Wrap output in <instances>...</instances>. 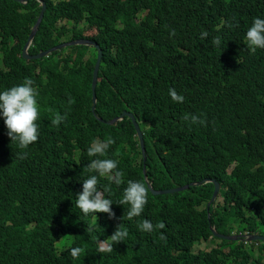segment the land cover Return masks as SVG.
<instances>
[{
  "label": "trees",
  "instance_id": "trees-1",
  "mask_svg": "<svg viewBox=\"0 0 264 264\" xmlns=\"http://www.w3.org/2000/svg\"><path fill=\"white\" fill-rule=\"evenodd\" d=\"M42 1L27 55L70 40L98 44L97 102L92 111L98 51L74 45L24 59L42 7L38 0H0V92L30 77L41 109L40 138L24 150L26 159L17 157L0 116V264H264V245L241 240L246 232L264 236V49L252 53L245 43L253 18H264V0ZM216 36L219 47L212 45ZM169 88L184 102H173ZM125 111L139 125L144 156L129 118L107 123ZM57 113L67 116L58 128L51 124ZM185 114L206 126H189ZM109 137L115 143L104 158L119 161L125 183L111 185L115 217L97 213L93 227L75 197L88 175V147ZM142 179L155 191L189 188L149 192L142 216L122 219L128 206L115 202L128 180ZM205 180L220 185L208 210L214 184L191 186ZM108 183L100 178L101 186ZM142 219L166 227L145 233L137 227ZM120 224L128 238L111 253L99 252L98 241ZM212 230L240 235L228 241ZM71 236L84 250L79 259L70 255ZM202 244L207 248L195 251Z\"/></svg>",
  "mask_w": 264,
  "mask_h": 264
},
{
  "label": "clouds",
  "instance_id": "clouds-1",
  "mask_svg": "<svg viewBox=\"0 0 264 264\" xmlns=\"http://www.w3.org/2000/svg\"><path fill=\"white\" fill-rule=\"evenodd\" d=\"M226 24L230 28L238 26L233 25V23L229 21H226ZM172 35H175V33L173 32ZM208 35V32L205 31L201 34L200 38L205 39ZM67 42L75 41L70 40ZM67 42H62L61 44ZM245 43L247 49L252 53H255L258 49H264V18H253L252 24L246 32ZM212 45L214 47H219L221 45V38L219 36L214 37ZM34 84V80L30 77H26L22 83L0 92V116H2L4 125L7 128V135L11 144H15L20 150L16 154L19 159L27 158L28 153L24 150L28 149L30 145L37 143L41 134V109L38 102L39 91ZM168 94L173 102L183 103L185 100V97L178 94L175 88H169ZM72 102L71 97H69V103L71 104ZM66 118V115L57 113L51 120V124L58 128ZM182 120L188 123L189 126L193 124L206 126V120L195 114H185ZM114 143L115 141L111 137L107 140L94 139L87 149V156L91 159L84 167V171L88 173V175L83 179L82 191L77 193L75 197V206L84 216H92L94 218L93 227L96 225L97 213L107 214L109 218L115 217V213L112 210L114 201L109 198L112 195L111 185L115 184L119 187L125 183L124 172L119 169V161L113 158H104L107 157L108 151ZM100 178H105L109 183L101 186ZM206 181L208 180L200 184H205ZM149 192L150 188L146 180H128L126 182V187L123 189L122 197L115 202L119 205L128 206L127 212L122 219L126 216L128 221H132L134 218L141 217L149 202ZM105 194H107V196ZM217 199L218 198H216V200ZM216 200L213 203H215ZM137 227L140 231L151 234L164 229L166 225L163 222H158L154 225L150 220L142 219L137 222ZM231 235L239 237L240 234ZM128 236V230L120 224L110 237L103 241H98V251L101 253H111L114 251V245L124 242ZM253 236L264 237L246 232L242 235V245L251 244L252 242L264 245V241H251L250 238ZM159 239L166 241L167 237L163 232H160ZM75 241L76 239L71 236L69 242V246L72 247L70 249V255L74 260L79 259L84 252L81 247H73Z\"/></svg>",
  "mask_w": 264,
  "mask_h": 264
},
{
  "label": "water",
  "instance_id": "water-1",
  "mask_svg": "<svg viewBox=\"0 0 264 264\" xmlns=\"http://www.w3.org/2000/svg\"><path fill=\"white\" fill-rule=\"evenodd\" d=\"M15 2H18V3H27V0H13ZM38 2L40 3L41 7H42V10L40 12V15L37 19V22L36 24L34 25L33 29H32V32L29 36V40L27 42V44L24 46L23 48V52H22V56L24 59L26 60H30V59H39L43 56H47L49 55L50 53H52L53 51H57V50H60V49H63V48H66V47H71V46H74V45H85V46H92L94 48L97 49L98 51V56H97V60H96V63H95V67H94V71H93V77H92V111L95 110V106H96V102H97V98H96V86H97V83H98V72H99V67H100V63H101V51L99 50V46L95 43H92V42H89V41H85V40H77L75 42H67V43H64V44H60L56 47H53L43 53H40L36 56H29L26 54V50L28 48V46L30 45L29 43L32 41L34 35H35V32H36V29L38 28L42 18H43V13L45 11V3L42 1V0H38ZM124 117H127L129 118L135 129H136V134L138 136V140H139V144H140V148H141V151H142V155L144 156L145 154V147H144V141H143V135L140 131V128H139V125L138 123L136 122L134 116L131 114V113H127V112H123L120 116L108 121L107 123L108 124H116L118 121H121ZM145 160V158H144ZM205 183H213L214 184V191H213V194H212V197H211V200L210 202L208 203L207 205V208L210 207V205L216 200L217 198V195L219 193V189H220V186L219 184L212 180H208L206 181ZM200 183H195V184H192L191 186H195V185H199ZM149 185V188H150V192L153 194V195H166V194H173V193H178V192H182V191H185L189 188V186H182V187H177V188H174V189H170V190H164V191H155L152 189L151 185ZM208 219H209V215H208ZM213 234L219 238V239H224V240H228V241H235L237 240V237L238 236H224V235H219L217 234L214 230H213ZM251 241H264V237H257V236H253L250 238Z\"/></svg>",
  "mask_w": 264,
  "mask_h": 264
},
{
  "label": "rangeland",
  "instance_id": "rangeland-1",
  "mask_svg": "<svg viewBox=\"0 0 264 264\" xmlns=\"http://www.w3.org/2000/svg\"><path fill=\"white\" fill-rule=\"evenodd\" d=\"M68 26H71V25H68ZM66 41V40H65ZM67 52H69L68 50H65L64 51V54H66ZM68 54V53H67ZM0 69H2V65H1V60H0ZM232 168V167H231ZM230 168V169H231ZM65 242H66V238H64V239H61L59 242H57L56 243V245H55V248H56V251L57 252H60V250L62 249V247H63V245L65 244ZM207 244V243H206ZM206 244H202L201 246H197V247H195V251H198L199 249H202V250H204L205 248H207V245ZM218 244V241H214V242H212L211 243V245L212 246H216ZM256 254H257V252H256ZM256 254H255V256H256ZM264 255V254H263ZM253 260H255V258L253 259ZM262 263H264V259L262 260Z\"/></svg>",
  "mask_w": 264,
  "mask_h": 264
}]
</instances>
